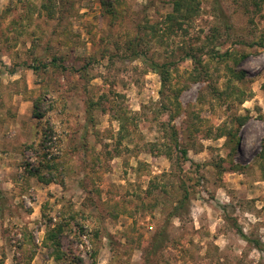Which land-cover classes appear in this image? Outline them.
Instances as JSON below:
<instances>
[{
    "label": "rangeland",
    "instance_id": "1",
    "mask_svg": "<svg viewBox=\"0 0 264 264\" xmlns=\"http://www.w3.org/2000/svg\"><path fill=\"white\" fill-rule=\"evenodd\" d=\"M194 4L0 0V264H264V0Z\"/></svg>",
    "mask_w": 264,
    "mask_h": 264
},
{
    "label": "trees",
    "instance_id": "2",
    "mask_svg": "<svg viewBox=\"0 0 264 264\" xmlns=\"http://www.w3.org/2000/svg\"><path fill=\"white\" fill-rule=\"evenodd\" d=\"M172 1L174 2V12H171L167 15V21L170 22L169 27H168L170 30H174L176 27H181L184 24V21L192 18L194 15V12H197L196 10H194V6H197L196 4H194L195 0H172ZM50 12H51V14L54 13L53 10H51ZM152 28L155 31H157L156 29H158L157 26L156 27L153 26ZM153 33L156 34V32H153ZM139 54H141V53H138L137 56H139ZM230 55L231 54L227 51L224 54H222L221 56L223 58H225V57H230ZM188 56L196 64L202 63L200 58H198L196 55H191L189 53ZM150 63H151L150 67L161 76V82L163 84V87H165L168 80L170 79V76H171L168 64L167 63H158V62L153 61V60H151ZM52 65L56 68H61L63 70L69 69L68 66L61 64V63L59 64V57L58 56H54L50 63H41L39 65H29V67L32 68L34 71L38 72L40 69H42V68L47 69L49 66H52ZM71 68L73 69L74 67H71ZM175 98H176V101L178 102L177 106H180L179 101H178L179 95H176ZM39 101H40V98H39V100H36V102H35L36 106H38ZM87 111L90 113L91 107L87 108ZM172 117H173V115H172ZM246 120H247V117H243V118L241 117L239 120V124L240 125L244 124ZM237 132H238V130H236V129L235 130L232 128L228 129L227 127H225L222 130H220V135L224 134V135L228 136L231 141L235 140L236 144H237L238 143V139L236 138ZM172 137H173V141H174L175 146L178 149H180L182 156L185 157V159H188V150L185 148H182L180 146L178 133L175 129H173ZM237 146H238V144H237ZM44 164L49 166L48 168H50V169L55 168V165H50V161H46ZM35 174L39 175V178L42 181H45L46 183L53 181L52 175L50 178H47L45 176H40L41 173H35ZM0 197H1V191H0ZM187 199H188V194L185 195V197L181 200V202L176 207V209H178L182 204H184L187 201ZM50 224H52V223H50ZM234 225L237 227V230L243 239L253 243L259 249H262V250L264 249L263 244L260 240L251 239L250 237H248V235H246V233L243 231L242 227H240L237 222H234ZM62 227H63V225H61V224L55 225V227H52L48 231L46 238H45V242L49 243L50 245L52 244L51 247L55 246L54 255L57 254L58 256H60V253H59L60 241L58 238L63 232Z\"/></svg>",
    "mask_w": 264,
    "mask_h": 264
}]
</instances>
